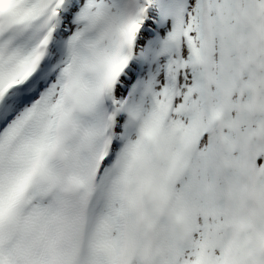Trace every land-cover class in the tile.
I'll return each mask as SVG.
<instances>
[{"label":"snow or ice","instance_id":"1","mask_svg":"<svg viewBox=\"0 0 264 264\" xmlns=\"http://www.w3.org/2000/svg\"><path fill=\"white\" fill-rule=\"evenodd\" d=\"M0 264H264V0H0Z\"/></svg>","mask_w":264,"mask_h":264}]
</instances>
